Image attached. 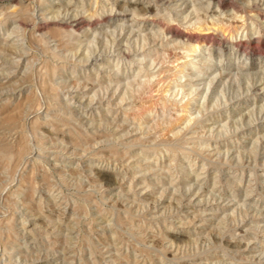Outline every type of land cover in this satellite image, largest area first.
<instances>
[{"label": "rangeland", "instance_id": "374dc122", "mask_svg": "<svg viewBox=\"0 0 264 264\" xmlns=\"http://www.w3.org/2000/svg\"><path fill=\"white\" fill-rule=\"evenodd\" d=\"M122 1L0 0V264H264V0ZM188 8L196 53L152 23Z\"/></svg>", "mask_w": 264, "mask_h": 264}, {"label": "bare ground", "instance_id": "6f19581e", "mask_svg": "<svg viewBox=\"0 0 264 264\" xmlns=\"http://www.w3.org/2000/svg\"><path fill=\"white\" fill-rule=\"evenodd\" d=\"M161 1H164V0H157V2H161ZM174 1H176V2H179V1H183V4L182 5H184L186 2H187V0H174ZM232 2V1H231ZM229 2V0H208V5L206 4V6H205V8L206 9H209L208 7H209V4H211V3H213V5H214V7L217 9V10H221V11H225V10H227V11H234V12H236V13H242V14H247V13H254V14H257L259 17L261 16H263V14H262V12L260 11V8L257 6V5H252L251 6V8H244V7H241V6H239L238 4H236V3H234V2ZM139 5H142L141 6V8H139L138 9V11H137V7H136V5H131V4H129L128 2H126V1H122V3L121 4H118L117 5V7H114V6H112L111 7V9H110V12H113V11H116V12H119V13H124V12H127V11H129V10H131L132 11V13L134 14V15H141V16H151L152 15V13H153V10L152 9H150L149 7L147 8V7H145L144 5H143V3L142 4H140L139 3ZM64 7L65 9L63 10V12L62 13H60V9H61V7ZM191 6V5H190ZM130 7H131V9H130ZM49 8H50V6H49ZM80 9V5L79 4H75V5H73V6H71L70 5V3L69 2H65V3H63L61 6H57V8H56V10L54 11V16H52V17H50L49 19H57V18H59V16L61 15L62 16V14L63 13H65L64 15L65 16H68L69 15V13L71 12V10H73L72 11V13H71V18H77L79 15H80V13H79V10ZM104 9V8H103ZM190 8H188V9H186V10H184V12H182V14H181V16L180 17H177L176 16V18H178V19H180V21H176V24H173V20L171 21V19H167L165 22H163V21H157V20H152V23H156L161 29H164L165 30V32L167 33V34H169V35H173V37H175L176 38V40L177 41H179V42H185V44H187L188 45V47H189V49H190V51L191 52H194V53H196V51L198 50V49H200V47L203 45L202 44V42H199V41H194V39H193V35L191 36V34L192 33H200V35H207V34H209L210 33V31H211V28H207V27H204V26H199V27H197V28H193V27H191L192 29L190 30V26L189 27H187L186 25V27H184L183 25V21H186V19L188 18V17H190V16H192V14H193V12L192 13H190L189 10ZM195 10V9H194ZM31 11H33V9L31 10ZM41 11H43V10H41ZM137 11V12H136ZM105 12L106 11H103V12H101L102 13V16L105 14ZM155 13V12H154ZM99 14V13H98ZM92 15L90 18L92 19V18H97V20H96V23L95 24H97V21L99 22V20H98V18H102V16H100V15ZM111 14V13H110ZM111 16H108L107 15V18H105L104 20H106V19H109ZM115 19L116 20H118V19H121V21L123 22V19H125L124 17L123 18H120V16H117V17H115ZM31 20V22L34 24V25H36L37 26V30H36V33H40V32H42V31H45L43 28H46L47 29V27H49L48 25H46L45 27H43V26H40L41 24H39V23H37L36 22V20H35V18H32V19H30ZM111 20H113L112 18H110L109 19V22L111 21ZM77 22H79L78 23V25H77V27H81V26H83L84 25V21L83 22H81V18L80 19H78L77 20ZM86 22V21H85ZM108 22V21H107ZM26 23H27V21H23V20H21V23L19 24V27H21V29L25 32V29H26ZM94 23V22H93ZM123 24V23H122ZM187 24V23H186ZM29 25V24H28ZM105 25H106V23H105ZM108 25V24H107ZM190 25V24H189ZM52 26H56V23L54 24V25H52ZM85 26H88L89 28H90V23L88 24H86ZM94 26V25H93ZM92 26V27H93ZM96 26V27H95ZM94 26V31H95V33L94 34H96L97 33V26L98 25H95ZM172 26H175L176 27V31H174V29L172 28ZM206 26V25H205ZM174 27V28H175ZM179 27H183L184 28V30L186 31V33H188L189 35H184L183 34V31L182 32H180V31H178V29H179ZM83 28V27H82ZM66 29V28H65ZM214 29V28H213ZM115 30H116V28L112 31V33H111V35H114V33H115ZM180 30H181V28H180ZM220 30H222V29H220ZM77 31V30H76ZM121 31H123V29H121ZM219 31V30H218ZM236 31V30H235ZM78 32V31H77ZM44 33H46V34H48L49 35V37L50 38H58V37H61L62 36V33L59 31V30H54V29H49V30H46ZM233 33V32H232ZM239 33V32H238ZM44 35V34H43ZM198 38H200V37H198ZM197 38V39H198ZM203 38V37H202ZM205 38V37H204ZM173 39V38H172ZM196 40V39H195ZM199 40V39H198ZM184 44V43H183ZM240 44V43H239ZM72 45V44H71ZM78 47V46H77ZM187 48V47H186ZM234 48H239V45H235V47ZM127 52H128V56H127V59L128 58H130V56H129V52H130V48H128V49H125ZM218 50H219V52L220 53H222L223 52V50L221 49V48H218ZM88 51V50H87ZM189 51V50H188ZM248 52V51H247ZM124 54V53H123ZM221 55V54H220ZM227 55H234V56H237V58H240V54L238 53V49H236V51H234V50H229V53H227ZM169 56H170V54H169ZM145 57V56H144ZM219 57H222V56H219ZM88 57L85 55L84 56V59H87ZM201 58V57H200ZM84 59H82V60H84ZM177 60H179V59H177ZM84 62V61H83ZM200 62H204L205 64H207V68L205 69L206 71L205 72H208V71H210V67H211V64H212V58L208 55V57H206L205 55H203L202 56V60L200 61ZM261 62H264V57H263V59L261 60ZM80 63H82V62H80ZM85 63V62H84ZM102 64H104V63H102ZM101 64V65H102ZM101 65H99V66H101ZM195 65H197V64H195ZM232 66H228V65H224L222 68H220L222 71L223 70H230V68H231ZM252 67H254V65L252 66L251 65V67H249V68H245V67H239L238 69H239V71H241V72H243V73H247L246 75H248V72L251 70V68ZM198 68V67H197ZM212 68V67H211ZM192 69H193V71L191 70V72H194L195 74H198V71L199 70H196V67H192ZM221 72V71H220ZM119 73V72H118ZM117 73V74H118ZM230 74V73H229ZM246 75L245 74H243L242 76L244 77V78H241V81H243V82H247L248 83V77H246ZM212 76V75H211ZM191 78H192V76H191ZM215 79H212L209 83H208V85H212L214 82ZM219 82V80H217L216 81V84ZM240 82V81H239ZM116 83H118V82H116ZM222 83V82H221ZM178 84V83H177ZM216 84H215V86L212 88V90H211V95H214V93H215V96H217V94H218V92L216 93V91H218V89H219V87H217V89L215 88L216 87ZM77 84H76V82H73V86H76ZM86 85V84H85ZM190 86V90H192L193 88H194V84H191V83H187L185 86H180V85H177L176 86V88H179V90H182V89H184L185 87H189ZM117 88V87H116ZM174 88V87H173ZM237 88V87H236ZM238 89L239 90H241V91H245V92H248L249 91V88H245V85L243 84V85H241V86H239L238 87ZM228 90H230V87H228ZM234 90L235 89H232V95H233V92H234ZM193 91V90H192ZM224 91H225V89H224ZM236 93H238L237 92V90H236ZM209 99H211L210 100V103H212V102H214V99H215V97H213V98H209ZM217 100H218V97L216 98ZM254 99H256V97H254ZM125 100V99H124ZM122 101H123V98H122ZM90 102H92V100H90ZM264 108V106H262L261 107V109H263ZM225 128V126H222V129H224ZM219 154H221V153H219ZM144 155H146V154H144ZM149 156V155H148ZM95 177H97V179H98V181H99V183H102V184H104V186L105 187H107L108 189H111V188H114V187H116L117 188V185H119V183H117V181L115 180V179H112L109 175H108V173L106 172V171H104V170H99V171H97V173H95ZM195 182H197V181H195ZM202 186L201 185H199V188H201ZM198 191H199V189L197 190V192H195V193H193L192 195H191V197H193V196H195L197 193H198ZM214 196V195H213ZM197 201V203H199V202H201V201H198V199H196L195 200V202ZM172 238V237H171ZM173 239H174V242H176V243H181V242H186V241H182L179 237H173ZM228 244V243H227ZM233 244V243H232ZM239 248V244H238V246H233L231 249H234V250H236V249H238Z\"/></svg>", "mask_w": 264, "mask_h": 264}]
</instances>
